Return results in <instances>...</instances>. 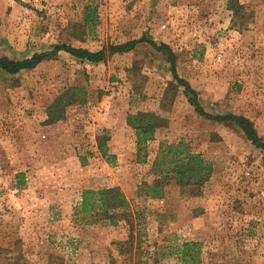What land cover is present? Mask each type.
Returning a JSON list of instances; mask_svg holds the SVG:
<instances>
[{
  "label": "rangeland",
  "instance_id": "1",
  "mask_svg": "<svg viewBox=\"0 0 264 264\" xmlns=\"http://www.w3.org/2000/svg\"><path fill=\"white\" fill-rule=\"evenodd\" d=\"M228 1L0 0V57L166 45L207 114L242 116L264 142V0H236L238 13ZM89 2L98 22L81 34ZM72 86L85 89L83 103L46 125ZM183 91L144 43L96 65L60 52L31 71L0 72V264H179L169 254L184 242L201 244L202 264H264V153L196 115ZM137 112L167 120L140 150L126 123ZM103 130L110 165L96 147ZM178 143L210 164L201 189L178 188L154 166L160 147ZM115 187L130 224L121 213L94 223L77 214L82 191Z\"/></svg>",
  "mask_w": 264,
  "mask_h": 264
},
{
  "label": "trees",
  "instance_id": "2",
  "mask_svg": "<svg viewBox=\"0 0 264 264\" xmlns=\"http://www.w3.org/2000/svg\"><path fill=\"white\" fill-rule=\"evenodd\" d=\"M91 2V1H90ZM86 5L83 9L82 33L91 32L97 25L98 19L96 10L92 3ZM228 9L233 13H238L242 7L236 0L228 1ZM80 40L81 38L78 37ZM147 44L156 52L165 56L170 67L171 77L177 87L184 89L183 95L187 98L188 104L193 108L196 115L216 123L231 125L237 129L241 135L257 150L264 153V142L259 138L254 125L246 118L237 115L213 116L207 114L197 100V94L191 89L188 83L180 79L176 74L175 56L166 45H157L153 41L141 39L130 41L126 44L109 45L97 52H90L84 49H76L67 45H57L49 53L34 54L30 58L22 60H9L0 57V72L5 75H17L21 72L35 69L43 61L55 57L58 53L64 52L72 58L88 64L105 63L108 58L115 54H125L134 50L138 44ZM174 87V85H172ZM86 96L85 89L80 86H72L65 89L47 108L46 125H52L64 120L65 112L68 107L81 105ZM127 126L134 132L135 146L138 150L143 148L148 142L152 141L157 131L166 128L167 120L161 118L155 113L137 112L133 115L128 114L126 118ZM96 147L101 158L107 165L114 161V156L109 154L108 142L110 137L103 130L96 136ZM154 166L160 170L161 175H165L181 189H201L209 180L212 169L200 154L190 151L182 144L162 146L159 154L154 160ZM20 178V175L17 176ZM154 195L152 198H161V187L157 186L149 190ZM129 203L124 194L118 187L104 188L99 190H84L81 194V201L77 214L89 215L94 223L97 217L103 220H113V213H121L124 221L128 222ZM132 228V226H130ZM131 240L132 237H129ZM124 254V249L120 251ZM169 256L175 255L179 264H202L201 244L197 242H184L173 250Z\"/></svg>",
  "mask_w": 264,
  "mask_h": 264
}]
</instances>
